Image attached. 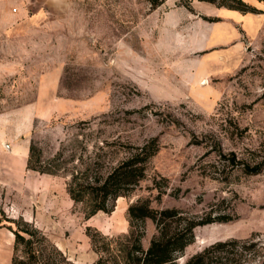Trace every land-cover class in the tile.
Returning a JSON list of instances; mask_svg holds the SVG:
<instances>
[{
    "label": "rangeland",
    "instance_id": "rangeland-1",
    "mask_svg": "<svg viewBox=\"0 0 264 264\" xmlns=\"http://www.w3.org/2000/svg\"><path fill=\"white\" fill-rule=\"evenodd\" d=\"M213 16L198 0H0V264H134L157 227L130 226L129 206L212 221L174 264L205 250V264H264V167L242 169L264 163V31L217 45ZM153 141L111 212L70 200L71 173L104 175ZM30 144L56 172L45 182Z\"/></svg>",
    "mask_w": 264,
    "mask_h": 264
},
{
    "label": "trees",
    "instance_id": "trees-1",
    "mask_svg": "<svg viewBox=\"0 0 264 264\" xmlns=\"http://www.w3.org/2000/svg\"><path fill=\"white\" fill-rule=\"evenodd\" d=\"M149 8L154 10L164 3L165 0H145ZM206 2L216 7H223L230 10H235L240 13L258 14L259 11L242 0H198ZM155 142L137 148L136 152L130 157L118 162L111 167L104 175L95 171L93 177H85L80 179L77 175L71 173L70 179L66 183V193L70 200L74 203H85L87 209L86 216L90 217L95 213L102 211L109 213L112 211L114 201L124 196L125 193L135 187L143 178L147 162L156 153L157 149ZM36 148L30 144L26 167L38 174L56 175V172L42 166L41 162L36 159L33 161ZM264 167V163H257L250 167L247 164L242 166L243 172L246 174H257ZM82 180V181H81ZM2 214V211L0 210ZM177 211L174 209H165L161 211H154L148 206L136 208L129 206L127 215L131 226V217L137 220L149 218L156 223L157 235L150 241L148 248L144 251L137 240L133 247V252H137L139 256L135 257L134 264H174V255L180 253L192 240L193 229L199 225H205L212 221L193 222L184 220L178 217ZM4 218L3 221H10ZM1 218V219H2ZM178 219L172 228V224ZM16 222V221H15ZM181 222V223H180ZM221 222V220H220ZM18 223V222H16ZM22 223V221H21ZM26 225V223L23 222ZM182 224V225H181ZM12 231V230H11ZM20 230H13L14 234V249L19 244H26L28 253L31 250V240L24 239ZM30 236H35L37 231L34 229L29 232ZM39 234V233H38ZM40 235V234H39ZM39 240H44L40 236ZM223 245H216L221 247ZM209 250L197 254L190 258L185 264H205V259L208 258ZM32 259V253L29 254ZM131 260V256H127ZM38 262H40L38 260ZM39 264V263H38ZM46 264V263H42Z\"/></svg>",
    "mask_w": 264,
    "mask_h": 264
},
{
    "label": "crops",
    "instance_id": "crops-1",
    "mask_svg": "<svg viewBox=\"0 0 264 264\" xmlns=\"http://www.w3.org/2000/svg\"><path fill=\"white\" fill-rule=\"evenodd\" d=\"M246 2L259 11L258 14L251 13H240L235 10L226 9L223 7H217V21L212 23V28L217 26V45L230 44L231 42H236L240 38V34L236 27H240V30L243 32L247 40L251 41L260 37L264 31V0H246ZM236 48L239 49V46L242 45L241 42H236ZM39 178L48 180L46 174L38 175ZM49 190L46 192L48 193Z\"/></svg>",
    "mask_w": 264,
    "mask_h": 264
}]
</instances>
